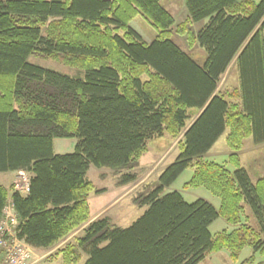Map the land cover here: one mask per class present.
<instances>
[{
    "label": "trees",
    "instance_id": "obj_1",
    "mask_svg": "<svg viewBox=\"0 0 264 264\" xmlns=\"http://www.w3.org/2000/svg\"><path fill=\"white\" fill-rule=\"evenodd\" d=\"M184 4L188 23L206 20L187 32L206 54L202 64L170 39L174 18L160 0H0V172L29 174V192L11 195L18 239L55 247L88 222L91 165L134 170L149 140L183 132L175 161L133 199L145 208L135 221L98 218L55 254L62 264H76L80 252L84 264H198L221 249L235 260L244 247L264 255V179L252 181L237 156L246 138L264 145V0ZM136 16L157 31L149 43L128 25ZM36 55L84 78L29 63ZM233 61L239 86L226 95L218 83ZM226 129L227 162L203 160ZM64 138L77 140L75 151L54 154L53 140ZM192 166L184 187L206 188L218 209L165 193ZM135 179L127 172L118 182ZM7 198L0 186V218ZM218 217L234 230L212 236Z\"/></svg>",
    "mask_w": 264,
    "mask_h": 264
},
{
    "label": "rangeland",
    "instance_id": "obj_2",
    "mask_svg": "<svg viewBox=\"0 0 264 264\" xmlns=\"http://www.w3.org/2000/svg\"><path fill=\"white\" fill-rule=\"evenodd\" d=\"M254 3L260 0H250ZM160 4L173 16L174 24L170 29V39L187 55L191 56L198 64L205 61L206 54L197 43L193 40H188L187 32L196 34L205 24V20L188 23V13L184 4V0H160ZM142 39L149 43L157 34L156 29L142 16H136L128 24ZM28 62L42 68L57 72L59 74L83 79L84 71L77 67L66 65L53 58H45L43 56H31ZM239 86L238 71L235 68L234 61L227 71L222 75L217 90L226 95H230L233 90H237ZM233 100V99H232ZM195 113V112H194ZM194 113L191 119L186 122L189 126L193 120ZM228 130L219 137L218 141L212 148L202 157L203 160L216 164H225L228 160V155L231 153L226 144V136ZM183 132L177 136H171L164 132L161 137H155L146 143L145 151L138 160V166L131 171L122 170L116 171L110 168H96L90 166L87 171V179L93 185V191L88 195L87 203L90 210L88 222L75 230L69 237L72 238L81 236L82 230L91 221L101 217H106L113 226L128 227L135 221L145 210L134 204L133 199L138 195L145 193L153 187L160 173L170 164H172L180 153L181 142L183 141ZM77 140L75 138H64L53 140L54 154H67L75 151ZM239 164L243 167L252 181L259 178L264 179V145H254L251 138H246L242 147L237 151ZM229 171L233 170L231 164L228 165ZM194 167L186 168L178 178L165 189V193L177 191L183 199L192 203L198 199H203L213 205L216 209L220 206L218 197L212 195L204 187H184L185 183L191 178ZM134 172L136 179L128 184H119L121 174ZM18 173H1L0 186L8 190V201L13 193V182L18 178ZM11 186V187H10ZM5 205V206H6ZM247 223L254 226V219L250 215L248 208H245ZM245 222V219H242ZM235 226L228 223L223 217H218L209 226V231L212 236L219 233H229L234 230ZM15 227H10L9 235L6 239H12ZM66 238V239H67ZM23 241V240H22ZM58 248H48L45 251H35L33 249V259L30 264H62L61 255H56ZM86 255L80 252V259L76 264H84ZM264 262V255L259 252H254L250 247L242 248L235 260L231 259L230 252L226 249L209 252L204 256V259L198 264H259ZM0 264H8L4 261V257L0 256Z\"/></svg>",
    "mask_w": 264,
    "mask_h": 264
},
{
    "label": "built area",
    "instance_id": "obj_3",
    "mask_svg": "<svg viewBox=\"0 0 264 264\" xmlns=\"http://www.w3.org/2000/svg\"><path fill=\"white\" fill-rule=\"evenodd\" d=\"M13 191L20 194L29 192V177L24 171L18 173V178L13 182ZM3 209L0 218V256L4 257V261L8 264H30L33 259V250L24 241L17 237L18 219L14 212L11 201H8ZM10 227H15L12 239H6L9 235Z\"/></svg>",
    "mask_w": 264,
    "mask_h": 264
},
{
    "label": "crops",
    "instance_id": "obj_4",
    "mask_svg": "<svg viewBox=\"0 0 264 264\" xmlns=\"http://www.w3.org/2000/svg\"><path fill=\"white\" fill-rule=\"evenodd\" d=\"M205 23H206V20H205ZM234 65H235V68H236V70H237V67H236L235 62H234ZM230 66H231V65H230ZM68 239H69V238L60 241V242L58 243V245H56L55 247H53V249L59 248V247L62 246L64 243H66V242L68 241ZM33 249H34L35 251H45V250H47V249H42V248H33Z\"/></svg>",
    "mask_w": 264,
    "mask_h": 264
}]
</instances>
